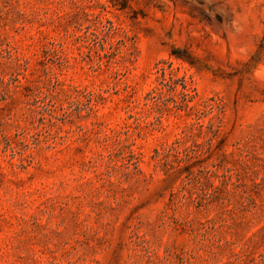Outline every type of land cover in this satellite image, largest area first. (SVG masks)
<instances>
[{"label": "rangeland", "instance_id": "1", "mask_svg": "<svg viewBox=\"0 0 264 264\" xmlns=\"http://www.w3.org/2000/svg\"><path fill=\"white\" fill-rule=\"evenodd\" d=\"M0 264H264V0H0Z\"/></svg>", "mask_w": 264, "mask_h": 264}, {"label": "trees", "instance_id": "2", "mask_svg": "<svg viewBox=\"0 0 264 264\" xmlns=\"http://www.w3.org/2000/svg\"><path fill=\"white\" fill-rule=\"evenodd\" d=\"M186 95H188V94H186Z\"/></svg>", "mask_w": 264, "mask_h": 264}]
</instances>
